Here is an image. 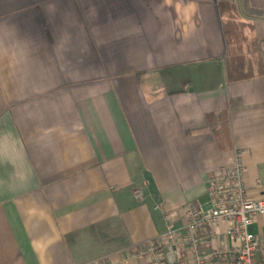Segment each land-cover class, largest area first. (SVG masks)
<instances>
[{
	"label": "crops",
	"instance_id": "obj_1",
	"mask_svg": "<svg viewBox=\"0 0 264 264\" xmlns=\"http://www.w3.org/2000/svg\"><path fill=\"white\" fill-rule=\"evenodd\" d=\"M238 152L264 198V0H0V264H148Z\"/></svg>",
	"mask_w": 264,
	"mask_h": 264
},
{
	"label": "built area",
	"instance_id": "obj_2",
	"mask_svg": "<svg viewBox=\"0 0 264 264\" xmlns=\"http://www.w3.org/2000/svg\"><path fill=\"white\" fill-rule=\"evenodd\" d=\"M210 203L203 208L197 203L185 205L182 226L177 227L175 214L164 215L163 236L142 243L135 256L148 259V264H264L259 252L264 249V235L250 231L255 218L264 215V198L253 199L247 193L245 165L238 152L235 163L223 166L207 180ZM134 194L142 199L143 191ZM222 220L228 222L227 241L219 247H205L215 238L213 228ZM93 264H113L96 260Z\"/></svg>",
	"mask_w": 264,
	"mask_h": 264
},
{
	"label": "rangeland",
	"instance_id": "obj_3",
	"mask_svg": "<svg viewBox=\"0 0 264 264\" xmlns=\"http://www.w3.org/2000/svg\"><path fill=\"white\" fill-rule=\"evenodd\" d=\"M229 9H228V11H229V13L232 15V8L230 7V5H229V7H228ZM233 16V15H232ZM235 25H237V26H235V29H236V31H238V30H240L239 28H238V24H236L235 23ZM241 31H239V33H240ZM237 39H239V37L237 36ZM235 59H233L232 60V62H233V66H234V69L235 68H237L239 65H241V64H239V62L241 61V57H239V52H236L235 53Z\"/></svg>",
	"mask_w": 264,
	"mask_h": 264
}]
</instances>
